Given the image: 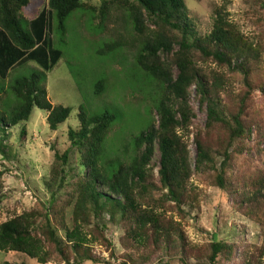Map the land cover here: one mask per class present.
Returning a JSON list of instances; mask_svg holds the SVG:
<instances>
[{
  "label": "trees",
  "instance_id": "1",
  "mask_svg": "<svg viewBox=\"0 0 264 264\" xmlns=\"http://www.w3.org/2000/svg\"><path fill=\"white\" fill-rule=\"evenodd\" d=\"M246 1L254 11H263L264 21V0ZM29 3L30 0H0V79L4 81L10 70L29 62L41 67L13 78L8 85H0L1 131L27 122L34 108L47 113L52 131L69 118L70 107L53 106L49 101L44 78L45 72L63 57L59 45L65 41L66 21L77 11L98 10L106 15L112 9H120L127 14L134 37L108 39L99 53L115 55L127 46L136 49L137 66L160 87L154 106L158 119L152 117L148 127L133 137V154L124 161L108 157L106 150L116 115L107 111L92 114L80 106L79 128L69 127L67 131L70 147L62 154L55 152V159L63 166L68 164L73 149L78 158V180L70 198L56 207L59 202L51 192V201L41 209L24 211L2 222L0 250L25 254L41 264L53 259L65 264L100 263L91 246L106 240L101 220L108 215L111 222L126 228V242L142 248L145 260L162 251L168 256H179L181 264H189L185 259L189 256L205 259L209 264H217L221 256L231 259L234 246L228 242L215 240L206 247L192 245L180 222L167 215V204L173 202L181 218L185 217L182 206L193 208L197 196L194 187L189 186L195 173H209L212 184L227 189L234 146L246 144L254 131L255 140L264 138V127L259 123L251 125L245 116L255 89L264 92L262 32L257 40V36H248L230 21L223 6L214 11L211 31L198 35L188 20L185 0H102L99 7L91 5L90 0H48L47 8L31 21L22 15ZM53 34H58L56 43ZM208 63L217 68L207 70ZM236 76L240 79L238 93L228 91L230 80ZM95 86L96 94L106 93L110 87L105 79L97 80ZM193 87L199 104L207 111L204 135L201 129L194 133L195 161L185 140V135H191L196 116L190 105ZM225 94L228 101H224ZM21 133H26L25 126ZM259 146L257 143L253 149L261 152ZM4 148L1 141L2 153ZM157 150L159 184L153 180L150 168ZM62 165L53 168L49 188L65 181ZM234 195L243 213L264 227V169L246 175ZM70 203L73 207L69 225ZM263 247L256 248L257 257L246 252L244 263L261 264Z\"/></svg>",
  "mask_w": 264,
  "mask_h": 264
},
{
  "label": "rangeland",
  "instance_id": "2",
  "mask_svg": "<svg viewBox=\"0 0 264 264\" xmlns=\"http://www.w3.org/2000/svg\"><path fill=\"white\" fill-rule=\"evenodd\" d=\"M101 1L90 0V4L99 7ZM47 2L48 0H30L22 15L28 21L34 20L47 8ZM185 3L188 20L198 35L204 36L211 31L214 11L223 6L226 7L230 21L236 23L248 36H257V40L261 32L264 35V21L261 18L263 11H254L246 0H185ZM66 28L65 41L59 45L63 57L51 71L45 72L44 79L52 105L70 107L72 112L55 131L48 126L47 113L38 108H34L27 122L8 128L6 132L0 130V142L5 147V153L0 151V224L24 211L41 209L51 201V192L59 202L56 207L64 205L70 198L73 184L78 180V158L73 149L67 159L68 164L63 166V162L55 159V152L62 154L70 147L67 131L69 127L79 128L80 106L92 114L107 111L116 115V122L108 134L106 150L108 157L124 161H128L133 154V137L148 127L152 117L156 121L158 119L154 106L161 93L160 87L156 80L137 66L136 49L127 46L115 55L99 53L108 39L123 37L131 40L134 37L124 11L112 9L106 15H101L98 10L95 13L77 11L68 17ZM53 36L56 43L58 34ZM205 68L208 70L217 67L208 63ZM32 70H41V67L35 62L16 67L9 71L4 81L0 79V85H8L13 78L28 75ZM99 79H105L109 83L106 93L96 94L95 83ZM230 82L232 85L228 87V91L233 89L234 93H238L239 77L236 76ZM223 97L224 101H228L226 94ZM190 105L196 116L190 127L191 135H185V140L189 145L191 159L195 161L197 149L193 140L194 133L201 129L204 135L207 111L205 106L199 104L194 87L191 89ZM245 116L251 125L259 123L264 127V92L260 89L253 92ZM23 126L25 134L21 133ZM255 139L256 131L252 133L250 140H246V144L234 146L227 189L222 190L212 184L209 173H195L189 180V186L194 187V195L197 196L193 208L189 205L182 206L185 217L181 218L173 202L167 204V215L180 222L192 245L206 247L209 243L220 240L234 246L233 257L223 259L221 256L217 264H245L246 252H250L249 256L257 257L256 248L264 246V227L243 213L239 205H236L234 195V190L246 175L256 173L260 168L264 169V138ZM257 143H260L261 152L253 149ZM241 147L245 149L238 152L237 149ZM249 148L252 149L248 150ZM159 160L157 150L150 164L153 180L157 184ZM219 160L218 158L217 161ZM60 164L65 170L66 179L61 186L56 184L49 188L47 183L53 181V168ZM156 196H159V192ZM72 207L73 203L67 207L69 225ZM101 221L105 226L103 234L107 241L94 242L91 246L92 253L101 261H85L81 264H181L179 256H168L163 251L143 259L142 248L126 242L124 226L111 222L108 215ZM58 234L64 236L62 230H58ZM185 259L189 264H209L207 260H197L195 256ZM6 261L12 264H41L25 254L0 250V264ZM260 261L264 264V255ZM47 264L65 263L53 259Z\"/></svg>",
  "mask_w": 264,
  "mask_h": 264
}]
</instances>
